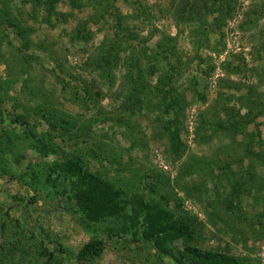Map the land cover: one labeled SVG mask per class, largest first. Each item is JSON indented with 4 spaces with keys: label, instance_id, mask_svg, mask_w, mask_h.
I'll use <instances>...</instances> for the list:
<instances>
[{
    "label": "rangeland",
    "instance_id": "rangeland-1",
    "mask_svg": "<svg viewBox=\"0 0 264 264\" xmlns=\"http://www.w3.org/2000/svg\"><path fill=\"white\" fill-rule=\"evenodd\" d=\"M85 175L111 213L79 208ZM142 207L192 240L146 239ZM188 246L264 264V0H0V264Z\"/></svg>",
    "mask_w": 264,
    "mask_h": 264
},
{
    "label": "trees",
    "instance_id": "trees-1",
    "mask_svg": "<svg viewBox=\"0 0 264 264\" xmlns=\"http://www.w3.org/2000/svg\"><path fill=\"white\" fill-rule=\"evenodd\" d=\"M78 33L81 34L82 32L78 31ZM67 166L70 167L71 164ZM79 184L83 187L75 188L76 203L89 218H97L103 214L111 213L112 209L117 207V193L110 192L107 187L101 185L99 181L93 179L90 175H85L84 181ZM141 212L144 213L143 222L147 227L145 238L151 239L156 245H162L164 238L168 236L171 238L181 237L186 242L192 240L191 225L184 220L183 216L178 215L175 216V219H172L173 217L167 212L163 210L153 211L152 208L148 207H142ZM165 221L166 223H162ZM99 249V244L96 243L91 247L86 245L82 252L84 254H94ZM187 250L194 256V261L189 259L190 264H231V259L226 255L204 253L192 246H188Z\"/></svg>",
    "mask_w": 264,
    "mask_h": 264
}]
</instances>
